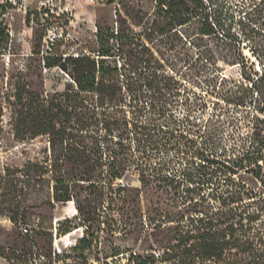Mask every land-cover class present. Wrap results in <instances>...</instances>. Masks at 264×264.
<instances>
[{"label":"rangeland","instance_id":"374dc122","mask_svg":"<svg viewBox=\"0 0 264 264\" xmlns=\"http://www.w3.org/2000/svg\"><path fill=\"white\" fill-rule=\"evenodd\" d=\"M222 1L224 45L156 0H0V264H191L213 212L241 236L219 264H264V0ZM109 28L131 37L100 57ZM85 54L117 68L113 101L60 65Z\"/></svg>","mask_w":264,"mask_h":264},{"label":"trees","instance_id":"16d2710c","mask_svg":"<svg viewBox=\"0 0 264 264\" xmlns=\"http://www.w3.org/2000/svg\"><path fill=\"white\" fill-rule=\"evenodd\" d=\"M156 2L158 8L171 19L174 25L197 23L201 35L213 38L222 45L235 40L234 15L222 0H156ZM5 35L0 21V41H3ZM97 37L100 45L98 56L112 57L127 44L131 36L118 31L115 33L114 29L109 28L106 35L103 34L102 29L98 31ZM68 60L71 61V57ZM60 63L61 61L57 62V64ZM71 64V70L65 64L60 65L71 72L79 91L95 92L100 98L107 97L112 101L115 99L118 89L112 80L117 68L106 66L105 60H99L86 54L78 56L72 60ZM84 64L89 66L86 67ZM260 64V70H252L248 80L252 82L250 90L259 99L258 110L264 116V61ZM109 78L110 80L107 82ZM239 103L246 104L243 99L239 100ZM258 121L264 123V118H260ZM248 154L249 152L244 154L243 158ZM224 216L223 212H213L212 216L203 215L196 219L193 218L192 230L188 231V239L192 241L188 248L191 264H219L221 259L226 258L227 255L236 253L233 252V249L240 245L241 236L237 233L234 224L226 222ZM259 240L260 244L253 252L259 254L258 257H255L256 260L263 259L262 255L264 254V237H260ZM139 264H151V262L148 259L140 258ZM261 264L263 263L261 262Z\"/></svg>","mask_w":264,"mask_h":264},{"label":"built area","instance_id":"2783aa9c","mask_svg":"<svg viewBox=\"0 0 264 264\" xmlns=\"http://www.w3.org/2000/svg\"><path fill=\"white\" fill-rule=\"evenodd\" d=\"M22 231H23L25 234H29V233H30V229H29L27 226L23 227V228H22Z\"/></svg>","mask_w":264,"mask_h":264}]
</instances>
